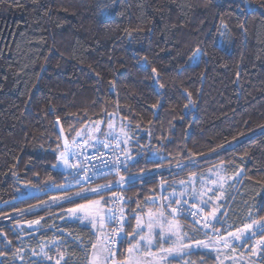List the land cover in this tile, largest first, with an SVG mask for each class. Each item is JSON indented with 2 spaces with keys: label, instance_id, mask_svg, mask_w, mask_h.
<instances>
[{
  "label": "trees",
  "instance_id": "trees-1",
  "mask_svg": "<svg viewBox=\"0 0 264 264\" xmlns=\"http://www.w3.org/2000/svg\"><path fill=\"white\" fill-rule=\"evenodd\" d=\"M196 48L206 54L193 66ZM114 116L133 156L118 261L139 240L126 235L138 232L137 218L158 209L151 200L161 184L167 197L217 165L239 176L223 225L262 220L264 0H0V264H88L97 233L64 216L117 191L78 196L80 188L64 187L59 155L65 138L76 141L93 122L104 132ZM182 228L188 242L206 239ZM161 238L154 251L169 245ZM251 242L236 250L251 257ZM169 263L219 261L198 250Z\"/></svg>",
  "mask_w": 264,
  "mask_h": 264
},
{
  "label": "rangeland",
  "instance_id": "rangeland-1",
  "mask_svg": "<svg viewBox=\"0 0 264 264\" xmlns=\"http://www.w3.org/2000/svg\"><path fill=\"white\" fill-rule=\"evenodd\" d=\"M110 124L111 127L108 125L106 130L102 132V122L90 123L81 130L80 133L82 136H79V138L83 137L93 141L106 142L111 137L118 136L121 139L120 141L123 142V154L127 160H131L133 158L131 152L132 148L130 147L131 139L127 133L125 123L121 118H119V116H114L112 123ZM96 128H99V131H94ZM71 144L72 143H70V145ZM60 164L61 168L67 169L68 166H66L63 161L60 160ZM238 179L239 176H228L225 172L224 165H217L205 172L193 175L187 181L182 182L179 187L171 192V194L167 197L165 195V186L164 184H161V190L165 200L170 202L177 199L179 204L186 202L191 205L192 203L191 206H194L198 212L202 213L204 218L201 220V228H199V231L206 236V239L201 240L200 242L202 243L199 244L197 242H188L187 235L184 234L182 226L178 223H176L174 227L175 234H173L172 231H169L167 222L172 219L166 216L160 209L159 196H157L155 199L151 200V203L156 205V208L158 209H149L143 216H140L139 223L141 227L137 226V231L146 237L144 241H140V252L137 257L141 261V264H170L168 259L180 258L187 253L198 250L212 252L217 257L219 264H260L256 260L264 253V228L261 227V225H264V220H259L257 223H253L252 228L245 231L239 240H236L234 236H230L229 233L240 235L238 230H243L244 226L230 229V224H228V226H225V224L223 225L225 222L229 223L232 218L231 211L233 209L232 203L234 196L231 198V194L235 187V182ZM214 181L215 183H213ZM106 186L107 183H103L93 188L80 189L78 196L99 194L108 191V189H112V187ZM92 189H97V191H92ZM201 193L203 195H201ZM118 197L119 194L114 191L100 195L99 197L91 200L98 201V204L89 206V201L81 204L85 205V207L78 211L69 212L67 210L64 219L69 221H78L82 224L91 226L97 233V244L99 245L102 241L108 239L109 214L114 205V200ZM68 198L57 199L55 202H63ZM204 202L207 203L205 204ZM108 203H110V205H107ZM76 208L77 206L70 209ZM213 209L216 210L214 217L208 215V213H211ZM161 213L164 217H166V219L161 215ZM150 220L153 221L151 229L148 227ZM221 224L222 226L219 228L214 227V225ZM223 227H226V233L224 234H222ZM162 229L163 232L161 234ZM149 235L151 237L150 244L147 242V237H149ZM159 235H161L162 241H170L167 242L169 243L168 246L165 245L161 249L172 248V255L168 256L164 251L158 253V251L153 250L156 246V237ZM249 238L252 239V247H249L248 245L246 249H252L251 254H249L251 256L250 258L242 252L236 250V247L241 246ZM226 240L229 242V247H224ZM204 243L209 246L205 248L203 246ZM185 245L186 247H183ZM253 248L256 250L255 253H253ZM112 250L114 254L105 262V264H125V261L130 258V254L128 253V258L125 261L120 262L116 258V249L112 248ZM45 252V249H43L41 254L46 255ZM149 252L154 255H148ZM162 256H167V259L160 260L159 257Z\"/></svg>",
  "mask_w": 264,
  "mask_h": 264
},
{
  "label": "built area",
  "instance_id": "built-area-1",
  "mask_svg": "<svg viewBox=\"0 0 264 264\" xmlns=\"http://www.w3.org/2000/svg\"><path fill=\"white\" fill-rule=\"evenodd\" d=\"M104 144H107L108 147H105ZM105 161L108 163H105ZM114 161L116 163H112ZM68 165L71 166L65 169L66 182L64 187L88 189L96 187L100 179H114L106 187L115 188L119 194V197L114 200V205L111 208L109 214L111 219H109L108 224V238L111 237L117 240V243L110 244L109 246L116 248L124 237L125 209L121 192L128 188V182L130 181L125 175L128 160L123 154L120 138L117 136L113 137L103 144L83 137L78 138L75 143L70 145ZM31 192L38 193V189H31ZM159 206L162 212L172 220L175 219V221L199 231V225L204 216L194 206L186 202H182L181 204L170 203L165 200L161 188ZM173 208L177 209V212L173 213ZM189 219H193L196 224L190 222ZM121 227L123 231L120 232L119 237H116L114 229Z\"/></svg>",
  "mask_w": 264,
  "mask_h": 264
},
{
  "label": "snow or ice",
  "instance_id": "snow-or-ice-1",
  "mask_svg": "<svg viewBox=\"0 0 264 264\" xmlns=\"http://www.w3.org/2000/svg\"><path fill=\"white\" fill-rule=\"evenodd\" d=\"M243 2L245 4H247L248 0H243ZM104 5L101 4L100 8H101V11L104 10ZM245 9L242 8L241 11H244ZM225 28H227V25H224ZM241 28L244 27L243 24L240 25ZM206 53H202V50L199 49V48H196L192 54L190 55L189 57V60L192 61V64L193 66H198L199 62H200V56L201 55H205ZM145 61H146V57L144 58ZM153 73L156 72V69L153 68L152 69ZM162 87V85H161ZM57 124H59V120H57ZM109 127H111V124H109ZM94 131H99V128H96L94 129ZM61 132L63 133V129H61ZM76 136L79 137L80 136V132L77 131L76 132ZM75 139H73L72 143H75ZM85 143H87V141H85ZM100 143H104L103 141H100ZM105 147H108L107 144H104ZM69 149H70V142L67 138L64 139V150L61 151L60 155H59V159L61 161H63V163L66 165V166H71V165H68V152H69ZM105 163H108L107 161H105ZM112 163H116L115 161L112 162ZM53 167H55V165H53ZM123 179V178H122ZM215 183V181L213 182ZM92 191H97V189H92ZM201 195H203L201 193ZM55 199V198H54ZM205 204L207 202H204ZM95 204H98V201H90L89 202V206L91 205H95ZM85 205H78L76 209H68L69 212H75V211H78L82 208H84ZM215 209L212 210L211 213H208V215H211L214 217V214H215ZM172 212L175 213L177 212V209L173 208L172 209ZM151 215V214H150ZM161 215H163L161 213ZM79 218V217H77ZM109 219H111V217H109ZM262 220H264V217H261ZM31 223H36V221H33ZM152 223L153 221H149V224H148V227L149 229H151L152 227ZM168 229L169 231H172L173 234H175L174 232V227L176 225V221L175 219L171 220V221H168ZM253 223H257V221H252V223L250 224H246L244 225V229L243 230H238L240 232V235H235L234 233H229L230 236H234L236 240H239L241 239V237L243 236L244 232L247 231V230H250L252 228V224ZM137 226L138 227H141L140 223H139V218H137ZM262 228H264V225H261ZM123 231V228H119V229H114V233L116 235V237H119V234L120 232ZM163 232V229L161 231V234ZM255 234V233H253ZM127 236L129 237H136V236H139V240H136L135 242H133V240H128L127 243H128V253L130 254V258L128 260L125 261V264H141V261L137 258L139 256V252H140V241H144L146 239V237L144 235H141L139 232H131V233H126ZM147 242L150 244L151 243V237L149 235V237H147ZM117 243V240L116 239H112L111 237H109L107 240L105 241H102L99 245L98 244H92L91 245V248L94 250L91 257L89 258L88 260V264H105V262L114 254L113 253V250L111 247H109L110 244H115ZM198 244L199 243H202L200 241L197 242ZM203 246L205 248H207L209 245L204 243ZM183 247H186L183 246ZM224 247H229V242L226 240L225 243H224ZM235 250V249H233ZM161 251H164L167 253L168 256L172 255L173 254V249L172 248H169V249H161ZM255 248H253V253H255ZM148 255H154L152 253H148ZM63 258V257H62ZM160 260H165L167 259V256H162V257H159Z\"/></svg>",
  "mask_w": 264,
  "mask_h": 264
},
{
  "label": "crops",
  "instance_id": "crops-1",
  "mask_svg": "<svg viewBox=\"0 0 264 264\" xmlns=\"http://www.w3.org/2000/svg\"><path fill=\"white\" fill-rule=\"evenodd\" d=\"M80 136H82L81 135V133H80ZM163 216V215H162ZM164 217V216H163ZM165 219H166V217H164ZM164 220V219H163ZM168 220V219H167ZM165 221V220H164ZM171 221V220H170ZM178 223V222H177ZM179 225H181L182 226V224H180V223H178ZM161 252V250H158V253H160ZM248 257V256H247ZM250 258V257H249ZM171 259H173V258H170V259H168V261H170ZM254 260V259H253Z\"/></svg>",
  "mask_w": 264,
  "mask_h": 264
},
{
  "label": "bare ground",
  "instance_id": "bare-ground-1",
  "mask_svg": "<svg viewBox=\"0 0 264 264\" xmlns=\"http://www.w3.org/2000/svg\"><path fill=\"white\" fill-rule=\"evenodd\" d=\"M81 189V188H80Z\"/></svg>",
  "mask_w": 264,
  "mask_h": 264
}]
</instances>
